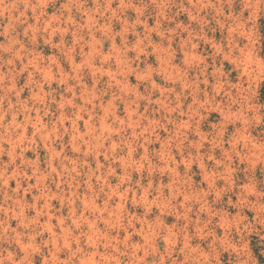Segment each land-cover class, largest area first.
<instances>
[{"label":"rangeland","instance_id":"rangeland-1","mask_svg":"<svg viewBox=\"0 0 264 264\" xmlns=\"http://www.w3.org/2000/svg\"><path fill=\"white\" fill-rule=\"evenodd\" d=\"M0 264H264V0H0Z\"/></svg>","mask_w":264,"mask_h":264}]
</instances>
